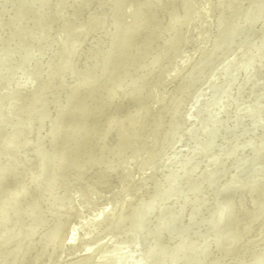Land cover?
Segmentation results:
<instances>
[{"label":"rangeland","instance_id":"rangeland-1","mask_svg":"<svg viewBox=\"0 0 264 264\" xmlns=\"http://www.w3.org/2000/svg\"><path fill=\"white\" fill-rule=\"evenodd\" d=\"M248 17L251 18L247 23L244 22L245 29L242 26L239 29L241 22ZM92 19L94 20L91 21ZM263 21L264 0H0V109L6 108V115L1 113L6 122L11 118L15 121L12 125L4 122V125V120H0V135L3 137L0 153L5 149L2 146L13 148L7 150L5 157L0 156V171L1 168L3 170L0 174V190L3 194L0 199V223H11L16 216L20 221L15 220V226L21 223L18 226L21 229H24L26 223L39 224L32 232L27 231L15 241L20 243L26 236L32 235L33 245L37 242L46 244V248L42 250H34L32 245L25 248L18 264H32L33 262L25 259H29L30 254L31 258H35V252L38 251L42 253L38 257L39 261L48 253L51 254L49 264H137L139 262L136 258L143 253L145 255L148 246L151 252L156 249V257H163V251L167 248H170L171 253L183 252L177 262L180 264L245 262L243 255L235 254L238 251L241 253L240 250L243 251L245 246L249 248L248 244L244 246V238H252L258 231L252 230L253 226L248 229V225L252 224L258 213H264V184L252 189L242 183L247 180L245 174L254 170L255 165L264 166L259 158L260 144L264 141V109L259 112L258 118H254L255 108L260 109L264 102V26L258 32V24ZM130 28L134 31L130 37L135 36V41L126 39V34L123 37L121 35ZM138 28L141 30H137ZM153 37L145 51L134 46L142 47V42ZM203 48L205 57L212 56L202 66L195 65L203 60ZM119 50L131 52L127 56L129 63H132L131 67L125 58L123 62L128 65L118 69L117 60L113 59L118 57L114 52ZM119 55L122 60V54ZM135 55L141 60L134 61ZM191 67L199 68L191 71ZM110 68H113L112 71ZM128 69V73L122 78ZM64 71L69 72L65 78L69 84L67 93L48 96L40 120H28L27 113H32L33 109L41 106L34 100L59 85L60 74ZM46 72L49 76L42 79ZM87 78L91 80L90 83L82 81ZM256 82L262 84V87L258 90L251 89ZM85 85L88 87L82 88ZM240 87L245 88L241 94L242 106L239 107L240 111L237 110V118L232 113L231 104L221 98L225 94L230 97ZM86 89H91L86 91L90 94L86 105L96 109L98 115L96 118L72 124L87 121L89 126H84L83 133L88 132L90 138L83 142L79 140V143L74 141L71 153L63 159L55 149L62 143L65 132L70 136L71 132L67 128L63 130L64 133L56 130L75 120L74 114L69 115L67 112L71 107H78L79 102L88 99V94L82 92ZM95 89V93H90ZM17 91L21 92L16 95ZM219 99L223 101L220 108L215 105ZM244 102L250 104L246 109ZM59 105L63 107L56 116L61 108ZM165 110L166 118L162 119L159 115ZM232 117L236 118L238 124L229 128L230 131H235L233 134H247L244 137L246 141L251 135L256 142V155L252 156V148L253 158L237 177L241 185L228 182L233 181V172V175L229 172L225 174L224 180L228 183L223 177H217L220 172L225 171V166L219 162L218 167L223 169L215 174L214 192L219 191L220 184L226 183L221 191L233 184L232 189L224 191L232 199L224 200L223 192L214 203V209L212 207L208 208L209 211L201 210L198 221L194 222L195 232H189L193 236L178 233L176 226L172 227L174 232L167 231L169 223L166 221L180 213L177 212L181 203L178 204V200L189 193L184 190L185 185L192 176H196L199 169L205 167L204 160L222 147L216 146V127L227 125ZM159 119L164 121L162 126L165 134L162 141L153 142L154 132L148 126ZM169 120L172 122L168 123ZM215 121L216 129H213ZM28 122L30 125L34 122V127L51 124L52 133L49 138L47 133L43 140V133H39L38 148L44 152V160L42 153L37 150L33 152V148L21 149L24 152L19 150L26 132L22 124ZM109 126H113L111 133L118 135L117 143L107 144L118 147L114 160H111L110 154L99 155V151H96V142L101 133H104L102 141L106 140ZM246 128L248 132L244 133ZM122 130L127 132L120 134L119 131ZM188 146L190 149L193 146L198 148L199 161L194 165L189 163L195 158L197 160V156L196 153L194 155L189 152ZM213 146L216 147L210 150ZM238 148L241 150L239 160L246 161V154L249 153H244V147ZM184 151H188L184 153L186 157H195L187 160L184 156L183 159ZM222 153L221 149L220 154ZM87 154H92L91 159ZM14 156L18 157V162L12 161ZM72 157L79 159L69 168L73 175L82 173L81 168L102 172L91 176L92 186L89 184L85 188L86 184H76L66 178L64 172H58L63 171L62 169L55 168V163L59 167L67 168ZM180 158L181 165L185 164L187 169V165H191V176L184 186L181 183L187 172L180 179L174 177L175 173L180 172L177 170L181 167L177 166ZM10 162L14 164L8 165ZM234 163L229 160V169ZM43 165L44 171L41 170ZM214 167L207 168H212L213 171ZM35 172L36 176L32 177ZM104 174L105 178L100 180L99 176ZM208 175L201 176L200 182H196L200 185L204 181L201 188L210 191L208 182L211 183L212 179L209 180ZM27 178L33 179L29 189L19 198L12 199L11 195L20 190ZM221 179L218 185L217 181ZM91 188H95L97 192L94 193ZM60 191L65 193L64 201L69 200L68 204L60 207L47 203L49 194ZM242 191L254 193L257 203L252 214L236 217L239 215V206L234 205V201ZM143 193L145 194L142 195ZM135 194H141V197L144 196L142 198H146L148 194L154 197L148 195L144 203L128 209L130 212L117 214L115 223L106 225L111 211L117 212L129 207L128 204L121 206L119 202ZM52 197L51 200L55 201ZM161 200L164 201L161 202L162 208V204L158 203ZM227 203H232V206L230 211L226 209V214H233L234 217L225 221L229 224L223 230V238L212 236L211 223L214 219L218 223L217 212L219 209L222 211L223 205ZM195 204V201L191 202V206ZM101 209L106 212L104 219L99 221V228L93 231L90 226L93 218H90ZM258 220L254 219V222L258 223ZM208 222L210 229L207 231ZM162 223H166L165 228ZM73 224L79 228L78 239L73 243L63 244ZM90 230V235L84 236ZM12 232L15 233L11 231L6 234L8 237L4 236L5 240L9 241L10 235L15 236ZM149 234L154 240L147 239ZM233 238H238L237 247L232 248L234 258L226 260V257H222V249L216 248L214 244L220 241L227 243ZM3 241L2 239L1 242ZM261 241L263 253L264 240ZM239 242H243L241 244L244 247L239 245L243 249H238ZM151 244L157 247L152 249ZM139 248L145 251H139ZM84 257L86 259L82 263ZM145 258L144 264H160L161 258Z\"/></svg>","mask_w":264,"mask_h":264},{"label":"bare ground","instance_id":"bare-ground-1","mask_svg":"<svg viewBox=\"0 0 264 264\" xmlns=\"http://www.w3.org/2000/svg\"><path fill=\"white\" fill-rule=\"evenodd\" d=\"M183 1V0H182ZM114 7V6H113ZM257 15V14H256ZM250 16H251V13H250ZM251 18V17H250ZM249 17L246 19V20H244V21H242L243 22V24H242V22H241V24H240V26H239V29H241V26H242V29L244 30L245 29V23L244 22H246L247 23V21H248V19H250ZM263 19V18H262ZM94 19H92L91 21H93ZM264 26V21L262 22V23H259L258 24V32L260 31V28L261 27H263ZM132 28V27H131ZM130 28V30H128V31H126V32H124V33H122L121 35H122V37L126 34L127 36H126V39H128V38H130L131 40H133V41H135L136 40V38H135V36H132V37H130L132 34H133V30ZM137 30H141L140 28H138ZM263 30V29H262ZM136 32V31H135ZM141 32V31H140ZM235 34H236V32H235ZM156 38V37H155ZM153 39H154V37L152 38V39H150V40H147V41H145V42H142V47L140 46V45H134L136 48H138V49H141V50H144L145 51V48L148 46V44H150L152 41H153ZM113 40H115V41H117V39L116 38H114ZM69 45H71V43H68ZM125 44V43H124ZM60 45V44H59ZM115 53V55L116 56H120L119 54H122V60H120L121 58L119 57V59H118V57L116 58V59H113V61L114 60H117V66H118V69H121V67H123V66H125V65H128V64H124V63H127V62H123L124 61V59L126 58V60L128 61L129 59H127V58H129V57H127L131 52H128V51H121L120 52V50L119 51H117V52H114ZM201 54H203V60H201V61H199V62H197L195 65H201L202 66V64H204L205 63V60L206 59H208V58H210L212 55H209V56H207V57H205L206 56V52L204 51V48H203V50L201 51ZM205 57V58H204ZM111 59V58H110ZM135 59H138V60H141L140 59V57L139 56H137L136 57V55H135V57H134V61H135ZM53 61H55V60H53ZM119 61V62H118ZM133 61V62H134ZM112 62V61H111ZM121 62V63H120ZM108 63V62H107ZM120 63V64H119ZM128 63H129V61H128ZM135 63V62H134ZM68 64V63H67ZM116 65H114V66H116ZM129 66L131 67L132 66V63H129ZM135 66V65H134ZM194 67V66H193ZM192 68V67H191ZM199 67H197V68H192V69H189V70H194V71H196L197 69H198ZM112 69L113 68H110V71H112ZM131 69V68H130ZM128 71H129V69L123 74V76H122V78L128 73ZM68 71H64V72H62V74H60V83H59V85H56L53 89H51L49 92H47V94H45L44 96L43 95H41L40 97H39V99H35L34 100V102L37 104V103H39V104H41V106L38 108V109H33V111H32V113H30V112H28L27 113V116H28V120H40V118L43 116V110L46 108V105H47V97L49 96L50 97V95H52V94H56V93H63V92H65V93H67L66 91H67V88H68V86H69V84L66 82V80H65V78L67 77V75H68ZM49 76V74H47V72H46V74H44V77L42 78V79H44L45 77H48ZM107 76H110V75H107ZM89 78H87V79H82V81H85L86 83H90L91 82V80H88ZM40 81V80H39ZM38 81V82H39ZM86 85H90V84H86ZM84 86V87H82V88H85V87H88V86ZM80 86V85H79ZM110 86H113V84L112 85H110ZM262 87V84H260L259 82H256L253 86H252V88L251 89H253V90H258V89H260ZM245 87H240L239 88V90H237L236 92H233V94L229 97V95H223V97L221 98V100H223V101H227V102H229L230 104H231V106L233 107V109H232V113H233V115H235V116H237V118H238V114L239 113H237V110L238 111H240L239 109V107L240 106H242L241 104H240V99H241V94H242V92H243V89H244ZM79 89V88H78ZM98 89V88H97ZM97 89H95V90H93V91H91L90 93H95L94 91H96ZM91 89H86V90H83L82 92H85V93H87L88 95H87V97H88V99L87 100H84L83 102H79V104H78V107H73V109H72V107L70 108V110H68V114L69 115H72V114H74V117H75V120L72 122V123H68L67 124V126H64V128L62 127V126H60L59 128H58V130H56L57 132H63L64 133V131L63 130H66V128L71 132V136H70V134L69 133H67V132H65V135L63 136V138L61 139V144L59 145V146H57L56 147V149H55V151H56V153H57V151H58V154H61V156L63 157V159H65V158H67V155H69L71 152H70V150L72 149V147H73V145H74V141H76V142H78L79 143V140H81V142H83L84 140H86V141H88V139L90 138V135L88 134V132H86V133H83L84 131V126H89L88 125V123H87V121H85V122H83L82 124H74V125H72L73 123H75V122H78V121H81V120H90V119H93V118H96V115H98L97 114V111H96V109L94 110V109H91V108H89L88 107V105H86L87 103H88V100H89V98H90V94L88 93V92H86V91H90ZM19 92H21V91H17V93H16V95H18L19 94ZM23 93V92H22ZM48 97V98H49ZM80 99V98H79ZM226 99V100H225ZM220 100V99H219ZM219 101V102H217L215 105H217L219 108L220 107H222L221 105L223 104V101ZM244 104H246L245 105V107H244V105H243V107L246 109L247 107H249L250 106V104H249V102H244ZM262 105H263V107H261L260 109H256L255 108V111H256V114H255V119L256 118H258V115H259V112L261 111V110H263L264 109V102L263 103H261ZM86 105V106H85ZM83 106H85V108H82ZM59 107H61L59 110H58V113H57V115L56 116H58L59 114H60V112H61V109H62V105H59ZM77 108L78 109H81V110H77ZM238 108V109H237ZM4 109H6L5 107H4ZM4 109L2 108V109H0V111H2L3 110V112H0V120H4L3 121V124H4V122H6V120H5V115H6V113L4 114ZM244 109V110H245ZM242 110V109H241ZM7 111V110H6ZM252 111H253V109H252ZM241 112H243V111H241ZM241 112H240V114H241ZM1 113H3V115L1 114ZM166 113H167V111L165 110V111H163L159 116L162 118V119H165L166 118ZM244 113V112H243ZM191 116L192 115H194V113L193 114H190ZM241 115H243V116H245V114H241ZM263 115H264V111H263ZM158 116V117H159ZM242 117V116H241ZM68 118V117H67ZM66 118V119H67ZM7 119V118H6ZM263 119H264V117H263ZM262 119V120H263ZM27 120V119H26ZM239 120H240V118H239ZM163 122L164 121H162L161 119H159V121H157L156 123H152L151 125H149L148 126V128L149 129H151V131H153L154 132V135H153V142H158L159 140H163V134H165L164 132H165V130H164V126H162V124H163ZM172 121H170L169 120V122L168 123H171ZM7 124H10V125H12V124H14L15 123V121H13L12 120V118H11V120L9 121V120H7V122H6ZM217 123V121H215L214 122V125H213V129H216L217 128V130H218V133L216 132V137H217V141H218V143L216 144V146H218V145H222V147H221V149H222V154H220L221 153V149H219L217 152H214L211 156H209V157H207L204 161V165H205V167H202L201 169H199L198 170V172H197V174H196V176H192L191 177V180L189 181V182H187L188 180H189V178H190V176H191V171L189 170V168H190V166L191 165H194V164H196L199 160H198V148H194V146H193V149H190L189 148V146H188V148L190 149V151L189 152H191V154H194L195 155V153H196V156H197V160H196V158H195V160L193 159L191 162L192 163H189V162H187V163H189V164H191L190 166L189 165H187L188 166V169L186 168V166H185V164H183V163H185V161L182 163L183 165H181V162H182V159L181 160H179V162H178V164H177V166H181L180 167V169H177L178 171H180L179 173H175V175H174V177H176V179H180V177H181V175H184V173H186V177L183 179V182L181 183V186H184L185 185V183L187 182V184L185 185V189L184 190H187L189 193H188V195L185 197V198H180L179 200H178V204H179V206H178V208H177V212H180L179 214H175V216H173V218H169L166 222H168L169 223V226L167 227V231H173L174 232V228H172V227H174V226H176V229H177V232L178 233H184V234H186V233H188L189 234V232H195V230H194V227H195V225H194V222H196V221H198L197 220V218H198V216H199V214H201L200 213V211L201 210H205V209H207L208 210V208H212L213 207V209H214V203L217 201V198H220L225 192L224 191H227L228 189H232V186H233V184H240V181L237 179V177H239V175H241V170L243 169V167H245L247 164H249V161L256 155V142L255 141H253V139L251 138V135H249V139H247V141H246V137L245 136H248L247 134H243L242 132H236V134H233V133H235V131L233 132V131H230V129L229 128H234V126L236 125V124H238V122H237V120H236V118H234V117H232L230 120H229V122H228V124L227 125H225V126H221V127H216L215 128V124ZM34 124V122L30 125V123L28 122V123H26V124H22V126L25 128V134H23L25 137L23 138V144H22V147L19 149V150H21V149H24V150H31L32 148H33V152L34 151H40L41 153H42V159L44 160V157H45V154H44V152L41 150V149H39L38 148V142H39V139H40V137H39V133H43L42 134V138H43V140L45 139V137L47 136V133H48V138L50 137V134L52 133L51 131H50V129H51V124H47V125H40L39 127H34V126H32ZM4 125H6V124H4ZM125 125H128V124H125ZM232 125V126H231ZM124 126V125H123ZM112 127L113 126H109V129L107 130V136H106V140L103 142L102 141V138H103V136H104V133H101V136H100V138H99V140L96 142L97 143V145H96V151L98 150L99 151V155H103V154H110L109 155V157L111 158V160H114L115 158H114V155L116 154V151H117V149H118V147L117 146H109V145H107L109 142H115V143H117V137H118V135H116L115 134V132H113V133H111V131H110V129H112ZM220 129V130H219ZM155 130H157V132H155ZM230 131V133H225V132H227V131ZM232 130V129H231ZM234 130V129H233ZM238 130V129H237ZM236 130V131H237ZM7 131V130H6ZM50 132V133H49ZM116 132H118L117 131V129H116ZM125 132H127L126 130H122V131H119V133L120 134H123V133H125ZM246 132H248V130H247V128L246 129H244V133H246ZM37 133V134H36ZM109 134H111V135H109ZM53 135V134H52ZM108 137V138H107ZM245 137V138H244ZM48 138L46 139V141L48 140ZM243 138L245 139V141H243ZM2 140H3V137H2V135H0V143L2 142ZM116 140V141H115ZM189 140H190V138H189ZM189 140L187 141V143L189 142ZM228 142H229V144H228ZM196 143H198V142H196ZM194 145V144H193ZM229 145V146H228ZM261 146H260V153H259V158H261V161L264 163V141L263 142H261V144H260ZM31 146V147H30ZM216 146H213L210 150H212L213 148H215ZM244 147V153H249V154H246V161H244V160H239V155L241 154V150L238 148V147ZM3 148H5L1 153H0V156L3 158V157H5L6 156V152H7V150L9 149V148H11V146H2ZM191 147V146H190ZM109 148H112V150H108ZM253 148V149H252ZM2 149V148H1ZM11 149H13V148H11ZM251 149L252 150H254V153L252 154L251 153ZM24 150H21L22 152H24ZM185 150H187V149H185ZM248 150H250V152H248ZM187 153H188V151H186ZM185 151L183 152V154L184 153H186ZM29 153L27 152L26 153V155H28ZM95 154V153H94ZM93 154V155H94ZM111 154H113V155H111ZM251 154H252V156H251ZM186 154H184L183 155V159H184V156H185ZM86 156H89L90 157V159H91V157H92V154H87ZM187 156V155H186ZM185 156V157H186ZM188 156H189V154H188ZM191 156V155H190ZM189 156V158H192V157H195V156H193L192 155V157H190ZM188 157H186V159L188 160L189 159ZM96 159V158H95ZM79 159H76V158H74V157H72V159H70V161L68 162L69 163V166L67 167V168H63V166H61V167H59L58 165H57V163H55V168H60V169H62L63 171H58L59 173H61V172H64V175H65V177L66 178H69V179H71V180H73L76 184L77 183H79V184H81V185H83V184H86L85 185V188L90 184L91 186H92V183H91V176L92 175H99V174H101L102 172L101 171H97V170H93V169H84V168H81L82 170H83V172L82 173H80V174H78L77 176H75V175H73L71 172H70V170H69V168L71 167V165L72 164H74V163H77V161H78ZM229 160H230V162H235L234 164H233V167L231 168V169H229V166H228V163H229ZM12 161H14V162H18V157L17 156H14V159L12 160ZM190 161V160H189ZM207 161V162H206ZM14 162H10L8 165H11V164H14ZM84 162V161H83ZM220 162V165L221 164H223L224 166H225V171H222V170H220V169H223V168H219L218 167V163ZM186 163V164H187ZM241 163V164H240ZM183 166V167H182ZM184 166H185V168H184ZM213 167V166H215L216 167V169H215V167L213 168V171H212V168H207V167ZM227 166V167H226ZM222 167V166H221ZM49 169H51V167L49 168ZM64 169H66V171H64ZM209 169H211V170H209ZM42 171H44V165L42 166V169H41ZM187 170V171H186ZM215 170V171H214ZM228 170V171H227ZM229 170H231V172L229 171ZM9 171V170H8ZM103 172H105L104 170H102ZM220 171H222V172H220ZM2 172H3V170H2V168H1V171H0V174H2ZM220 172V173H219ZM227 172H229V173H231V175H233L232 174V172L234 173V176H233V181H230V180H228V182H232L233 184H232V186H229L227 189H225V190H223V191H221V188L223 189V186L226 184V183H228L227 182V180H224V177H226V173ZM106 173V172H105ZM208 173H209V175H208ZM211 173V174H210ZM217 173H219V175H217V177H223L222 179L224 180V181H226V183H223V184H220L219 185V183L222 181V179L221 180H219V181H217V183H218V185L220 186H218V185H216V187L218 188L219 187V191L218 192H214V190H215V181H216V175L215 174H217ZM203 174V175H202ZM208 175V177H209V180H210V178L212 179V181H210L211 183H209L208 182V184H209V186H208V188L210 187V191H208V189H202L201 188V184H203L204 183V181H203V183L201 182L200 183V185H197V182H198V180H199V178L202 176H207ZM215 177H214V176ZM36 176V172L34 173V174H32V177H35ZM245 176H246V178H247V180H245L244 182H242L243 184L245 183V185H248V186H251L252 187V189L254 188V187H259L260 185H262V184H264V166H254V170H252L250 173H247V174H245ZM201 177V178H202ZM213 177H214V179H213ZM102 178H105V174L102 176V175H100L99 176V179L101 180ZM203 179H205V177L203 178ZM202 179V180H203ZM208 179V178H207ZM33 179H31V178H27V179H25V182L22 184V186L20 187V190H18V191H15V193L13 194V195H11L12 196V199H16V198H19L20 196H22L25 192H26V189H29V187L31 186V184H32V181ZM201 180V179H200ZM200 180H199V182H200ZM197 181V182H196ZM205 181H207V180H205ZM73 182V183H74ZM93 182H95V181H93ZM194 182H196V183H194ZM260 182V183H259ZM193 183V184H192ZM207 183V182H206ZM205 183V184H206ZM247 183V184H246ZM243 184H242V186H243ZM89 185V186H90ZM241 185V184H240ZM244 185V186H245ZM88 186V187H89ZM199 186V187H198ZM203 186H204V184H203ZM205 186H207V185H205ZM239 186V185H238ZM87 187V188H88ZM151 187H153V185L151 186ZM241 187V186H240ZM92 189V191L94 192V193H96L97 192V190L94 188H91ZM152 190V189H151ZM205 190H207L208 192H204ZM216 191V190H215ZM30 192V191H29ZM224 192V193H223ZM191 193V194H190ZM2 194V192H1V190H0V199L2 198V196H3V194ZM145 193H143L142 195H144ZM199 194H201V196H199ZM239 194V193H238ZM252 194H254V193H251V192H245V191H242L239 195H238V197L235 199V201H234V205H238L239 206V215H237L236 217H241V216H245V215H249V214H252V212H254V210H253V208H254V206L256 205V203H257V197L255 196V194L254 195H252ZM147 195V194H146ZM149 195V194H148ZM148 195L146 196V198H142V197H144V196H142L141 197V194L139 195V194H135V195H133L132 197H133V199H132V197L131 196H129L128 198H123L120 202H119V204L121 205V206H124V205H126V204H128L129 205V207L127 208V209H122V210H119V211H115V210H113V211H111V214H110V217H109V219H107L106 220V225H108V224H112V223H115V219H117L118 217V215L117 214H120L121 212H126V211H129V210H131L135 205H137V204H141V203H144L145 201H146V199L148 198ZM151 195V194H150ZM149 195V196H150ZM49 196H53L52 197V199H54L55 201H53V200H51V197H49ZM49 196L47 197L48 199H46V201H47V203H49L50 205H52V206H57V205H60V207H62V206H64L65 204H68L69 203V200H67L66 202L64 201V198H65V193H63V192H61L60 191V193H52V194H49ZM150 197H154V195L153 196H150ZM195 198V199H193V198ZM204 197H206V198H204ZM231 196L228 194V192H226L225 193V195H224V200H226L227 198H229L230 200L232 199V198H230ZM233 197V196H232ZM170 198V197H169ZM189 198L190 199H193V200H189ZM152 199V198H151ZM196 199H197V201H196ZM212 199H214V201H212ZM44 200V199H43ZM163 200V199H162ZM162 200L161 201H159L158 203L159 204H162V203H164V201L162 202ZM131 201V202H130ZM173 201H175V202H177V200H173ZM186 201V202H185ZM196 202V204L195 205H192L191 206V202ZM6 202H8L7 200H6ZM6 202H3L4 204H7ZM162 202V203H161ZM168 203H170L171 204V202H169V201H167ZM44 203V202H43ZM169 204V205H170ZM45 205V204H44ZM131 205H133V206H131ZM162 206H163V204L161 205V208H162ZM172 206H173V204H172ZM232 206V203H231V205H229L228 203H227V205H223V210L221 211V209H219V211L217 212V214H218V219H219V221H218V223H216V221H215V219H214V222L213 223H211L212 224V226H211V229H210V226H209V223L210 222H212V221H210V222H208V228H206L207 229V231L210 229V232H211V234L210 235H212V236H216V237H220V238H223V236H224V234H223V230H224V228H225V226L227 225V224H229V223H226L225 221H229V220H231V219H233V217H234V215L233 214H230V213H228V214H226V209H227V211H230V207ZM16 207L18 208L19 206L18 205H16ZM127 207V206H126ZM107 208V207H106ZM110 208V207H109ZM120 208V207H119ZM42 210H44V208H41ZM111 209H113V208H111ZM129 209V210H128ZM212 210V209H211ZM206 211V210H205ZM209 211V210H208ZM130 212V211H129ZM105 210L104 209H101V210H99L98 211V213L96 214V215H94L93 217H91L90 219H92L93 218V220H92V222L93 223H91L90 221H88V223H91L90 224V226L92 227V230L93 231H95L97 228H99V221H101V219H104V215H105ZM109 213V212H108ZM128 213V212H127ZM182 215V216H179V215ZM117 215V216H116ZM116 216V217H115ZM215 217H216V215H215ZM18 219V221H20L19 220V217H16V216H14L13 217V221L11 222V223H0V264H18V262L20 261V258H21V252L22 251H25L24 249L25 248H29L31 245L32 246H34V250H39V249H45L46 248V244H44L43 242H37L36 244H34L33 245V242H34V239H32V235H28V236H26L20 243H17L16 241H15V239L17 238V240L19 239L18 237H20L21 235H25V233H27V231H33L34 230V228L35 227H39V224L38 225H36L35 223H26V226L24 227V229H21V227L19 228L18 226H19V224H21V223H17V226H15V220H17ZM254 219L257 221L258 219V221L260 222H258V223H256V222H254ZM253 220H252V224H250V225H248V229L249 228H251V226H253L251 229L252 230H254V229H256V231H258L257 232V234L255 235V236H253L252 238L250 237H247V239H245L244 238V240H243V242H244V246L246 245V244H248V245H250L249 246V248H247V246H245V248H244V250L242 251V250H240L241 248L239 247V245H242L243 246V244H241V243H243V242H239L240 244H238V249L240 250V252L241 253H236V252H233V253H236L235 255H243V257H244V261L245 262H237L236 264H264V252L263 253H261V242H263V241H261L262 239L264 240V213H263V215H261V214H259L258 213V215L257 216H255V218H254ZM29 221H31V218H30V220ZM171 223H170V222ZM256 223V224H255ZM32 224H34V226L32 227ZM86 224V223H85ZM99 224V225H98ZM175 224H179L178 225V227H177V225H175ZM180 224H182V226H180ZM74 225V224H73ZM165 225H166V223H162V227L163 228H165ZM184 225V226H183ZM205 225H207V224H205ZM15 226V227H14ZM27 226H28V228H27ZM198 226V225H197ZM200 226V225H199ZM243 227H246V226H243ZM183 229V231H179V229ZM201 228V227H200ZM58 229V228H57ZM79 228L76 226V224L74 225V226H72L71 228H70V231H69V233H68V235H66V238H65V241H63L64 243L63 244H67V243H73V242H75L77 239H78V235H79V230H78ZM60 230H61V228H60ZM202 230H203V228H202ZM11 231H14L15 233H13L15 236L14 237H11V235H10V242L8 241V240H5L6 238H4V236L6 235V234H8L9 232H11ZM56 230H54V232H55ZM199 231V230H198ZM198 231H196V232H198ZM36 232V231H35ZM34 232V233H35ZM92 231L90 230V231H87L86 233H85V235L84 236H89L90 235V233H91ZM206 232V231H205ZM17 233V234H16ZM209 233V232H208ZM207 233V234H208ZM133 234V233H132ZM251 234V233H250ZM190 235V234H189ZM246 235V234H245ZM7 236V235H6ZM13 236V235H12ZM190 236H193V234L191 233V235ZM240 236V235H239ZM247 236V235H246ZM249 236V235H248ZM8 237V236H7ZM14 238V239H13ZM57 238H58V233H57ZM243 238V237H242ZM4 240L3 242H1V240ZM13 239V240H12ZM60 239V238H59ZM59 239H58V241H59ZM147 239H149V240H154V237L151 235V234H149L148 235V237H147ZM238 239V238H237ZM237 239H235V238H233L231 241H228L227 243H223V241H220V242H216L214 245H215V247L216 248H220V249H222V257H226V260H232L233 258H234V256L232 255V251H233V249H235V248H233L234 246L235 247H237L236 246V243H237ZM239 239H240V237H239ZM248 239H250V240H248ZM241 240V239H240ZM239 241V240H238ZM139 242V241H138ZM137 242V243H138ZM10 243V244H9ZM150 243H153L152 241L150 242ZM170 243H173V241L172 242H170ZM42 244V245H41ZM139 244V243H138ZM137 244V245H138ZM154 244V243H153ZM153 244H151L150 246L152 247V249L153 248H156V247H154V245ZM160 244V243H159ZM159 244H157V245H159ZM140 245V244H139ZM140 246H142V245H140ZM159 246H162V245H159ZM243 246V247H244ZM138 247V246H137ZM169 247H171V246H169ZM174 247V246H173ZM126 248V247H125ZM149 248V249H148ZM148 248H146L147 250H146V254L144 255V253L142 254V255H138V257L136 258V261H138L140 264H144V263H146V262H144L145 261V256H147L148 258L149 257H155V258H161V260H160V264H180V263H177L178 262V260L180 259V257H182V253H180V254H178L176 251L174 252V254H173V252L171 253V251H170V248H167L166 250H165V252L163 251V257H159V256H157L156 257V255L154 254L155 252H156V249H155V251L154 252H151V250H150V247L148 246ZM160 248V247H159ZM164 248V247H163ZM175 248V247H174ZM233 248V249H232ZM127 249V248H126ZM139 249H141V248H139ZM158 249V248H157ZM165 249V248H164ZM171 249H172V247H171ZM243 249V248H242ZM174 250V249H173ZM139 251H145V250H143V249H141V250H139ZM43 252H45V250H43ZM129 252H131V251H129ZM135 252V251H134ZM33 253H34V251H33ZM133 253V252H132ZM139 253V252H138ZM35 254H36V257L35 258H31V254L29 255V259H25V261H27V262H33L34 264L35 263H38L39 262V264H49L50 262H49V259H50V256H51V254H47V255H45L42 259H41V261H39L38 260V257H39V255L40 254H42L40 251H38V252H35ZM124 254V253H123ZM131 254V253H130ZM129 254V255H130ZM154 254V255H153ZM247 254H249V255H247ZM125 255V254H124ZM128 255V256H129ZM132 255V254H131ZM151 255H153V256H151ZM126 256V255H125ZM101 257H105V256H101ZM127 257V256H126ZM85 257H84V259L82 260V263H84V261H85ZM36 260H38V262H35ZM233 261H231V262H228V263H226V264H231ZM32 263V264H33ZM139 263H137V264H139ZM197 264H201V263H197ZM213 264H219V263H213Z\"/></svg>","mask_w":264,"mask_h":264}]
</instances>
